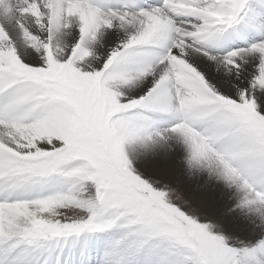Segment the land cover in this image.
Masks as SVG:
<instances>
[{
  "label": "snow or ice",
  "instance_id": "6c2138e0",
  "mask_svg": "<svg viewBox=\"0 0 264 264\" xmlns=\"http://www.w3.org/2000/svg\"><path fill=\"white\" fill-rule=\"evenodd\" d=\"M0 264H264V0H0Z\"/></svg>",
  "mask_w": 264,
  "mask_h": 264
}]
</instances>
